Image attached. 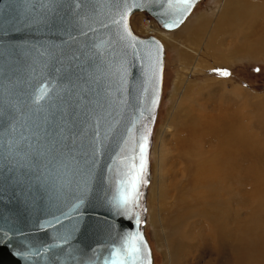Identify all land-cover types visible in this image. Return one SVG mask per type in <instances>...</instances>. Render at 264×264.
<instances>
[{
	"label": "water",
	"instance_id": "obj_1",
	"mask_svg": "<svg viewBox=\"0 0 264 264\" xmlns=\"http://www.w3.org/2000/svg\"><path fill=\"white\" fill-rule=\"evenodd\" d=\"M199 1L184 10L178 0H136L129 36L112 23L125 6L109 0H61L48 23L37 0H0V264H110L113 252L124 264H153L146 189L164 50L128 18L144 11L173 31ZM43 85L52 99L41 106L33 101ZM142 144L138 201L117 208ZM25 158L30 168L14 167ZM132 236L139 256L128 255Z\"/></svg>",
	"mask_w": 264,
	"mask_h": 264
},
{
	"label": "bare ground",
	"instance_id": "obj_2",
	"mask_svg": "<svg viewBox=\"0 0 264 264\" xmlns=\"http://www.w3.org/2000/svg\"><path fill=\"white\" fill-rule=\"evenodd\" d=\"M220 4L221 8L214 22L210 21L206 14H203L195 18L193 26L187 28L191 29L192 33L186 40L188 43L186 47L192 48V50L177 49L180 61L189 62L194 56H197V66L218 68L233 60H264L263 0H221ZM195 8L196 6L184 23L173 31L162 30L155 20L143 22L144 19H147L145 17L142 20V25L146 30L144 32H147L148 37L156 36L154 38L162 44L164 50L165 46L161 41H169V33L179 30L193 15ZM137 13L147 14L144 11H136L129 16L128 24L134 34L136 33L133 31L131 19ZM209 28H211L209 37L207 39L204 37L206 46L198 53L196 48L200 45L204 33L210 30ZM218 50L221 51L218 52ZM183 82L182 78L175 81L174 98L180 95L179 89L183 88ZM188 92L189 94L182 96L180 103L176 104L172 112L175 119L173 117V119H169L166 127L167 132L172 133L175 137L173 140L175 154L172 157L175 159V163L171 164L168 171L165 169L164 163L167 154L171 155L174 151L171 149L166 151L167 143L165 144L163 139L156 144L153 151L152 141L149 153V183L146 189L145 228L148 222L153 152V155L159 154V162L154 167L156 174L154 185L150 191L152 203L156 204L152 209L151 218L155 225H163L162 223L165 222L169 225V241L165 244L169 255L167 264L172 263L173 256L186 251L187 242L191 241V237H194L198 242L202 240L210 242L211 253L216 250L227 252L229 248L237 246L239 247L237 251L242 253L240 257L237 256L234 264H246L248 246H246L248 238L244 228L246 221L239 214L241 219L239 218L233 227L235 222L232 212L235 208L237 211V207L239 209L243 206L244 209L246 208V194L248 193V191L246 193L248 190L246 185L249 175H255L256 179L259 178L261 169L259 151L250 148L252 142L253 147L256 146L257 139L248 135L247 116L244 111L238 109L229 111L230 108L221 103L216 108L219 111L218 114H210L206 107L197 104L196 95H193L190 88ZM188 97V100L192 99L191 102L188 101L191 105L185 106ZM177 111L179 113L176 114ZM180 118L182 120L178 122ZM155 123L156 119L153 131ZM263 179L261 178V180ZM255 192L257 194L256 190ZM262 199L264 200V198ZM262 204L264 203L262 202ZM195 216L200 218V223H190L192 217ZM160 235L163 236L162 233ZM148 245L153 259L149 242Z\"/></svg>",
	"mask_w": 264,
	"mask_h": 264
},
{
	"label": "rangeland",
	"instance_id": "obj_3",
	"mask_svg": "<svg viewBox=\"0 0 264 264\" xmlns=\"http://www.w3.org/2000/svg\"><path fill=\"white\" fill-rule=\"evenodd\" d=\"M220 3L221 0H200L197 3L190 19L179 30L169 33V41H161L159 39L164 44L165 49L161 101L160 106L158 107V115L156 117V123L152 135L154 146L153 151L156 144H158L162 139L165 144L167 143L166 151L168 152L170 149L174 151L173 140L175 137L172 133L167 132L166 127L171 119H175L172 112L176 107V104L180 103L182 96L184 97L189 94V88L191 89L193 95H196L197 104L206 107L210 114L217 115L219 111L216 108H218L221 103H224V105L226 104V106L230 108L229 111L236 109L244 111L247 116L246 124L248 127V135L251 138L254 137L257 139L256 146L253 147L252 142L250 144V148H253L254 151H259L261 169L259 178L256 179L254 178L255 175H249L246 185V188L248 189L246 190V193L247 191L248 193L246 194L245 207L247 209H244L243 206L240 209L237 207V211L236 208L233 210L234 212H232V217L235 222L233 227H235L236 222H238L241 216L242 219L244 217L246 221L244 227L246 232L245 235H247L246 237L248 238L246 241V246L248 245L246 251V264H264V204H262V202L264 203V200L262 199L264 198V60H233L227 65H221L218 68H201L197 66V56H194L189 62H183L180 61L177 53V49L192 50V48L186 47L188 44L186 40L192 33V30L187 28L193 26L195 18L203 14H206L208 19L214 22L221 8ZM145 17H147V19H144ZM142 20L143 22L154 21V19L147 14L137 13L131 19L133 31L139 37H148L146 35L147 32H144L146 30L142 25ZM209 29L210 30H207L204 33L202 37L203 41L201 40L200 45L196 48L198 53H200L206 46V39L211 33V28ZM220 51L221 50H218V52ZM223 73H227V75H224ZM178 78L183 79V88L179 89L180 95L174 98V83ZM188 99L189 97L185 102V104L187 103L185 106L191 105L189 102H191L192 99ZM177 113H179V111H177L176 114ZM181 120L182 119L180 118L178 122H181ZM174 154L175 151L171 155L170 153L167 154V158L164 163V167L167 171L168 168H171V164L173 162L175 163V159H172ZM157 155H153L152 152V180L148 198V222L144 230L146 239L148 240L153 252V264H167L169 259L167 257H169V255L167 254L165 244L169 241V225L166 222L162 223L163 225H155L151 218V213L153 212L152 209L156 206V204L153 205L152 203L150 191L154 185V177L156 174L154 167L156 163L159 162V154ZM261 178L263 180H261ZM252 181L255 183L257 181L258 182L255 184ZM255 190L257 191V194ZM258 192H262L260 193L261 195ZM259 196L261 197L258 200ZM252 198L257 199L254 200ZM239 214H241L240 217L238 216ZM192 218L193 219L190 223L197 224L201 221L197 216ZM161 233L163 236L160 235ZM190 239L191 241L187 242L188 247L186 248V251L178 254L177 256H173L171 264H174V262L175 264H234L237 256L240 257V254L242 253L237 251V248H239L237 246L229 248L227 252H219L216 250L214 253H211L209 249L211 248L210 242H204V240L198 242L194 239V237H191Z\"/></svg>",
	"mask_w": 264,
	"mask_h": 264
},
{
	"label": "snow or ice",
	"instance_id": "obj_4",
	"mask_svg": "<svg viewBox=\"0 0 264 264\" xmlns=\"http://www.w3.org/2000/svg\"><path fill=\"white\" fill-rule=\"evenodd\" d=\"M27 3L32 4L33 0H26ZM41 7V11L43 12V16L41 17V21L44 23L50 22L52 17L56 16L58 14V6L61 3V0H37ZM77 7L81 3V0H75ZM111 5H121L123 4L125 7L120 8L116 7L114 9L115 15L112 19V23L118 26H121L124 28L127 35H131L130 30L127 29V16L130 14V11L132 8L141 7L142 5L140 3H137L136 0H132L131 3H129V0H109ZM171 7V5H170ZM177 7H182L184 10H187L191 7V0H178ZM178 23V21H177ZM174 25L173 24H166V27L171 29ZM4 51L2 48H0V60L3 59ZM0 68H2V64H0ZM224 75H227V73H223ZM52 89L48 85L39 86L36 90V95L34 97V103L37 105L42 106V102L45 100L50 101L52 99ZM145 145L140 146L141 150V164L140 168L136 171H131L128 173L129 179L127 181L128 185L130 186V191L127 193H122L120 199L116 202L117 208L129 210V205L135 204L138 201V186L142 182V171L144 168V157H143V148ZM98 149L93 148V152H97ZM9 152H12L11 146L9 147ZM0 159H7V157H4L3 154H0ZM14 167H21V168H30L31 167V161L27 160L26 158L21 161L17 160ZM135 164L132 165V169H135ZM87 189L85 188V191ZM63 240H67L68 237L64 236L62 237ZM137 240H139L138 236H132L130 237V243L127 248V252L129 256H132L133 254H136V256H139L141 253V246H139L137 243H135ZM16 255H19V253H16ZM120 253L113 252L112 253V261L110 264H124L123 260H119Z\"/></svg>",
	"mask_w": 264,
	"mask_h": 264
}]
</instances>
